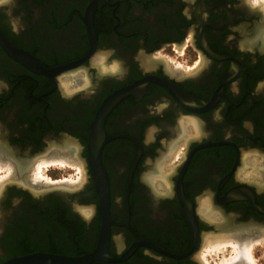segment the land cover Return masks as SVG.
Wrapping results in <instances>:
<instances>
[{"label": "flooded vegetation", "instance_id": "obj_1", "mask_svg": "<svg viewBox=\"0 0 264 264\" xmlns=\"http://www.w3.org/2000/svg\"><path fill=\"white\" fill-rule=\"evenodd\" d=\"M262 15L249 0L0 2V32L37 60L0 44V264L96 250L85 264H202L204 234L264 233ZM123 89L103 121L106 214L89 137ZM25 147L39 153L16 158ZM49 157L73 164L71 181L22 174Z\"/></svg>", "mask_w": 264, "mask_h": 264}, {"label": "rangeland", "instance_id": "obj_2", "mask_svg": "<svg viewBox=\"0 0 264 264\" xmlns=\"http://www.w3.org/2000/svg\"><path fill=\"white\" fill-rule=\"evenodd\" d=\"M249 2L252 5H256L262 12V16L264 19V0H249ZM19 12H12L10 18H15V15H18ZM264 25L262 26V28ZM263 30V29H262ZM176 56V54H175ZM175 56H172L174 59ZM176 61V59H175ZM82 78V77H81ZM62 84L65 83L66 85L69 83H73V80L68 78L61 81ZM11 147L14 149V145L12 144ZM23 154L14 155L16 158L18 157H24L25 155L29 156L30 158L36 155L39 152L36 153H30L29 149L22 148ZM15 152H18L17 150ZM29 152V153H28ZM25 156V157H26ZM53 157V156H52ZM49 157V158H38L30 167V170L28 172L23 171L22 174H24L25 178L28 176V179H30L34 184H45L44 186H49L47 184H57L58 182H68L72 180V176L70 172V167L73 164H70L63 158L58 157ZM175 157V156H174ZM243 157V156H242ZM50 159V160H49ZM54 159V160H53ZM173 160L168 161V163H171ZM242 162L246 164L245 157L242 158ZM250 167H252L254 164H258L257 162H260V157L253 156L250 157L249 161ZM168 167V165H167ZM252 169V168H251ZM38 170V172H37ZM243 174L246 176V167L242 169ZM38 173V174H37ZM250 173H254V171L250 170ZM2 171H0V177H1ZM39 177H37V175ZM23 176V177H24ZM204 200V199H203ZM205 201V200H204ZM197 208H199V205H197ZM238 223V222H237ZM235 231V230H234ZM221 234V235H219ZM227 233L224 232H215V233H209L204 234L202 242L200 244V248L198 249L197 257L201 261L202 264H222L224 261L229 260L233 255V246L229 243H226L224 239H226L225 235ZM223 235V236H222ZM240 235V234H238ZM244 237H249L248 240L252 241V246L250 250V258L252 259V264H264V233L260 234H251L250 236H247V234H241ZM222 236V237H221ZM254 236V237H253ZM224 242H223V240ZM212 240V241H211ZM219 242H218V241ZM222 242H221V241ZM216 241V242H215ZM217 243V244H216ZM219 243H222L221 246H217ZM217 247H221V249H217ZM226 259V260H225ZM222 262V263H221Z\"/></svg>", "mask_w": 264, "mask_h": 264}, {"label": "water", "instance_id": "obj_3", "mask_svg": "<svg viewBox=\"0 0 264 264\" xmlns=\"http://www.w3.org/2000/svg\"><path fill=\"white\" fill-rule=\"evenodd\" d=\"M90 32L93 34L92 26L90 24L89 28ZM0 44L3 46V48L10 53V55L18 60L22 61L24 58H29L33 62L37 63V60L33 58L28 53L17 49L9 43V41L5 38V36L0 32ZM127 92L126 89L119 90L114 92L112 95H110L103 105L99 108L97 111L95 120L92 123V129L89 137V146L91 145L94 148V143H96L95 148L93 149V161L94 164L92 165V168L96 170L97 178H96V189L98 192L99 199L102 204V209L105 210L104 213H108V183H107V176L104 171V168L102 167V164L100 162V152L102 149L103 144L110 138L109 135L106 134L103 128V121L105 118V115L110 110V108ZM110 100V102H109ZM95 136V138H93ZM99 136V137H96ZM98 138L96 142L94 140ZM94 139V140H93ZM91 147H90V156H91ZM91 162V161H90ZM180 199L182 204H184V214L187 217L188 221L191 223L195 235L197 234V219L196 216L192 210V203L188 202L183 196V194L180 192ZM106 229V228H105ZM154 246L160 250L161 248L154 244ZM103 252V250H102ZM100 250H96L93 253L84 256L80 259H73L71 257L63 256V255H56V254H49L44 252H34L27 255L22 256H16L12 257L11 259H8L1 264H85L93 259L101 258L102 253ZM106 252V251H104ZM108 255V254H106Z\"/></svg>", "mask_w": 264, "mask_h": 264}, {"label": "bare ground", "instance_id": "obj_4", "mask_svg": "<svg viewBox=\"0 0 264 264\" xmlns=\"http://www.w3.org/2000/svg\"><path fill=\"white\" fill-rule=\"evenodd\" d=\"M110 102V100H109ZM95 137V136H94ZM99 137V136H96ZM98 140V138H96V141ZM96 143L94 144V148H95ZM4 160V159H3ZM50 160V159H49ZM54 160V159H53ZM8 161V160H7ZM9 161L11 162V160L9 159ZM6 162V161H5ZM9 162V163H10ZM8 163V164H9ZM1 164V163H0ZM10 166L7 167L10 172L11 170H13L14 166L13 163L9 164ZM2 169V168H1ZM1 171V170H0ZM17 172V171H16ZM38 172V170H37ZM40 172V171H39ZM38 172V173H39ZM37 173V174H38ZM13 174V173H12ZM11 174V175H12ZM36 174V175H37ZM15 175V174H14ZM21 176V175H20ZM16 177V176H15ZM37 177H39L37 175ZM7 178V177H6ZM10 178L12 179L13 177L10 176ZM9 179V178H7ZM4 182V181H3ZM3 185V184H2ZM65 186V185H64ZM240 234V235H238ZM241 234H247V236H250L251 233L249 232H244V233H232V234H227L225 235L226 239L225 242L229 243L233 246V251H234V255L227 261H224L222 264H252L251 261L252 259L250 258V250H251V246H252V241L248 240L249 237H244ZM221 235V234H219ZM223 236V235H222ZM221 236V237H222ZM254 237V236H253ZM223 240V239H222ZM223 240V242H224ZM212 241V240H211ZM218 241V240H217ZM221 241V240H220ZM216 242V241H215ZM219 242V241H218ZM222 242V241H221ZM217 244V243H216ZM222 243H219L217 246H221ZM215 246L217 249H221V247H217ZM102 252V250H100ZM226 260V259H225Z\"/></svg>", "mask_w": 264, "mask_h": 264}, {"label": "snow or ice", "instance_id": "obj_5", "mask_svg": "<svg viewBox=\"0 0 264 264\" xmlns=\"http://www.w3.org/2000/svg\"><path fill=\"white\" fill-rule=\"evenodd\" d=\"M0 2H3V0H0Z\"/></svg>", "mask_w": 264, "mask_h": 264}]
</instances>
